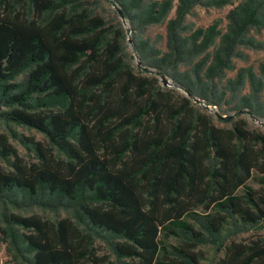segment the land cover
I'll use <instances>...</instances> for the list:
<instances>
[{"label":"trees","instance_id":"16d2710c","mask_svg":"<svg viewBox=\"0 0 264 264\" xmlns=\"http://www.w3.org/2000/svg\"><path fill=\"white\" fill-rule=\"evenodd\" d=\"M70 1L29 0V16L16 9L17 0H0V105L9 108L0 116L46 138L30 141L35 159L26 162L0 134V154L11 158L8 169L0 165V200L72 212L55 222L7 216L16 250L29 264H199L194 248L220 242L224 256L216 264H264L261 236L236 239L264 230V133L248 130L241 119L221 128L195 111L191 99L208 101V90L196 93L184 83L189 98L176 100L135 74L118 44L95 31L100 19L69 15L64 6ZM171 1L150 4L145 23L162 19ZM177 2L167 23V51L146 65L159 75L202 53L217 34L209 26L181 38L177 31L200 0ZM263 9L264 0H242L230 12L210 80L228 67L244 30L264 25ZM257 69L235 75L236 86L247 82L251 90L237 112L259 114L264 61ZM223 235L232 240L223 245ZM160 236L180 243L169 249Z\"/></svg>","mask_w":264,"mask_h":264},{"label":"rangeland","instance_id":"374dc122","mask_svg":"<svg viewBox=\"0 0 264 264\" xmlns=\"http://www.w3.org/2000/svg\"><path fill=\"white\" fill-rule=\"evenodd\" d=\"M17 1L16 9L32 16L29 0ZM161 1L163 0H71L64 8L66 12H69V15L83 12L87 17L99 18L102 25L97 27L95 31L103 30L106 42H116L118 44L120 50L118 55L123 62L135 74L146 77L153 86L169 93L173 99L189 98L181 86L184 83L193 84L196 93L208 90L209 95H211L207 99L208 101L204 100V102L210 104L211 101H215L216 106L206 104V108H204L202 106L204 105L203 100L199 101L197 98L191 99L192 106L198 113L211 116L212 122L216 126L230 129L235 122L241 119L245 122L248 130L264 133V92L260 93L258 100V116H252L242 110L237 112L238 110L236 111L235 108L243 104V97L249 96L251 90L247 82L239 86L234 83L235 75L240 68L250 67L257 73L258 64L264 61V25L249 26L244 30L235 45L234 54L230 58L228 67L220 70L210 80L209 76L216 72L214 70V54L220 46L221 38L228 34L230 30L229 14L236 9L242 0H200L185 15L177 34L181 38H190L195 30H205L209 26H214V31L217 33L214 41L199 55L184 58L177 65L166 68L164 70L165 74L159 75L155 69L146 65L166 53L168 45L167 23L174 18L178 2L172 0L170 9L158 22L145 23L143 16L150 4ZM59 11H62V7L51 13H45L40 18V22H46ZM262 11L264 12V9ZM123 12H126V14ZM210 67L212 70L209 72ZM24 75V73L18 75L13 82L20 83ZM198 78L201 79L200 83ZM163 80L166 83H163ZM213 87L215 89L214 93L210 92ZM8 110L7 106L0 105V115ZM219 116H230L228 120H231L228 121L222 118L226 121H219ZM0 134L7 136L8 142L26 162L35 159L31 140L46 143V138L42 133L27 126L7 122L1 116ZM10 159L0 154V165L8 169ZM249 184L254 188L260 187L254 179ZM198 210H201V208ZM10 214L20 216L36 215L52 222L61 218L72 217L71 210L64 208L57 210L37 206L17 208L0 200V264H29L28 256H22L8 236L9 228L5 218ZM13 229L23 231L18 226H13ZM251 234L259 235L264 239V230L242 233L236 239H244ZM160 237L163 239L162 236ZM163 240L169 249L171 246L180 243V240L174 236H168ZM221 240H224L223 245H225L232 240V237L223 235ZM194 251L198 254L199 264H216L224 256V249L221 247L220 242L200 244L194 248ZM98 252L109 256L111 261L113 260L105 244L98 243ZM171 258H175V256L172 255Z\"/></svg>","mask_w":264,"mask_h":264},{"label":"water","instance_id":"95a60500","mask_svg":"<svg viewBox=\"0 0 264 264\" xmlns=\"http://www.w3.org/2000/svg\"><path fill=\"white\" fill-rule=\"evenodd\" d=\"M163 83H166V81L165 80H163ZM220 118H223V119H229L230 118V116H219Z\"/></svg>","mask_w":264,"mask_h":264}]
</instances>
